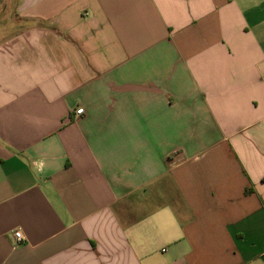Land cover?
I'll use <instances>...</instances> for the list:
<instances>
[{
    "label": "crops",
    "instance_id": "0c3cea01",
    "mask_svg": "<svg viewBox=\"0 0 264 264\" xmlns=\"http://www.w3.org/2000/svg\"><path fill=\"white\" fill-rule=\"evenodd\" d=\"M10 3L0 264H264V0Z\"/></svg>",
    "mask_w": 264,
    "mask_h": 264
},
{
    "label": "built area",
    "instance_id": "2783aa9c",
    "mask_svg": "<svg viewBox=\"0 0 264 264\" xmlns=\"http://www.w3.org/2000/svg\"><path fill=\"white\" fill-rule=\"evenodd\" d=\"M83 112H84V111H83L82 109H80V110L77 111V113H78L79 115L83 114ZM15 238H16V240H17L18 243H21V242L24 240V237H23V234H22L21 231H17V232L15 233Z\"/></svg>",
    "mask_w": 264,
    "mask_h": 264
},
{
    "label": "rangeland",
    "instance_id": "374dc122",
    "mask_svg": "<svg viewBox=\"0 0 264 264\" xmlns=\"http://www.w3.org/2000/svg\"><path fill=\"white\" fill-rule=\"evenodd\" d=\"M4 0H2V2H3ZM7 0H5V2H6ZM14 1L15 0H11V3H10V6H13L14 5Z\"/></svg>",
    "mask_w": 264,
    "mask_h": 264
}]
</instances>
